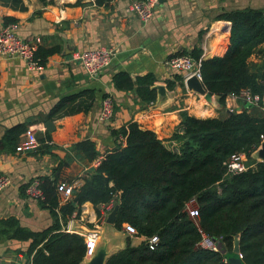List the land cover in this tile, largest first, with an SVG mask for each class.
I'll return each instance as SVG.
<instances>
[{"label":"crops","instance_id":"1","mask_svg":"<svg viewBox=\"0 0 264 264\" xmlns=\"http://www.w3.org/2000/svg\"><path fill=\"white\" fill-rule=\"evenodd\" d=\"M23 8L16 9L0 3V27L11 24L23 40L36 48L57 46L58 51L46 58L39 69L29 70L19 58H0V139L6 129L22 123L30 128L39 145L36 149L17 153L16 144L0 149V174L9 179L0 191V220L13 218L18 227L40 231L52 223L47 209L37 200L25 195L30 179L57 174V182H80L86 170L94 168L104 153L123 144L115 139L112 129L135 121L141 128L151 130L167 148H177L170 139L179 122V112L196 118L224 117L226 113L249 107L237 97L227 94L223 104L216 96L208 98L188 90L185 85L166 87V97L142 103L133 91H118L111 82L115 73L131 77L150 73L155 84L165 86L172 80L165 61L174 53L200 50L199 59L221 56L229 46V23L217 17L225 12L252 9L264 15V0H157L153 14L140 21L130 9L134 0H109L95 4L93 0H20ZM110 47L114 54L109 64L95 79L88 78L73 57L81 50ZM264 58V44L255 46L247 58L255 72ZM264 93V92H263ZM104 95L113 99L112 116L98 120L100 100ZM75 96L76 111L60 117L47 118L50 109L62 98ZM258 113H261L257 110ZM51 123L52 129L45 126ZM88 140L96 155L91 161L73 147ZM245 156V165L260 161L252 154ZM253 159V161H252ZM255 159V160H254ZM58 166V167H57ZM63 201L59 199V204ZM105 207V206H104ZM102 213V206L99 207ZM103 219L96 222L92 205L84 202L78 215L74 213L61 225L80 236L95 230L98 239L91 253H84L82 264L94 250L104 246L105 260L127 245L136 247L143 236L128 234L112 227ZM103 232V233H102ZM0 233V264H26L31 255L26 250L29 240L9 238ZM83 237V236H82ZM84 248L85 239L83 238Z\"/></svg>","mask_w":264,"mask_h":264},{"label":"trees","instance_id":"2","mask_svg":"<svg viewBox=\"0 0 264 264\" xmlns=\"http://www.w3.org/2000/svg\"><path fill=\"white\" fill-rule=\"evenodd\" d=\"M108 1L93 0L98 5ZM0 3L23 8L20 0ZM217 18L229 23V46L221 56L199 59L198 48L171 56L187 54L199 59L202 86L221 105L227 94H238L241 89L263 95L264 58L255 72L250 71L246 60L255 46L264 44V15L244 9ZM57 51V46L38 47L34 58L42 65ZM172 78L165 81L167 89H172L175 81L183 86L180 74ZM111 82L118 91H133L142 103L156 98L150 73L131 77L118 72ZM73 98L60 99L46 117L76 111L70 106ZM247 107L250 111L244 108L212 118H196L180 111L170 136L177 145L174 149L167 148L151 130L135 121L112 129L111 135L122 137L123 144L115 143L94 168L83 172L78 187L61 204L55 169L51 176L36 177L42 192L37 202L52 217L50 225L30 231L18 227L9 217L0 220V233L10 230L9 238L30 241L26 253L31 258L26 264H82L83 237L61 230V225L72 213L78 215L84 202L92 205L99 222L104 216L99 207L112 203V207L117 205L112 227L120 230L128 224L145 241L136 247L127 245L110 255L105 264H229L219 250L195 245L199 230L212 238L220 237L226 252L232 250L236 238L243 264H264V161L246 165L245 170L235 174L227 173L224 166L232 153L241 152L250 159L251 152L264 141V97L259 106ZM26 129L22 123L6 129L0 149L14 146ZM73 147L89 161L96 155L91 141H80ZM190 199L197 208L195 218L183 208ZM151 236H156V241L149 247L147 239Z\"/></svg>","mask_w":264,"mask_h":264},{"label":"built area","instance_id":"3","mask_svg":"<svg viewBox=\"0 0 264 264\" xmlns=\"http://www.w3.org/2000/svg\"><path fill=\"white\" fill-rule=\"evenodd\" d=\"M157 0H134L130 3V9L135 13L136 17L146 22L150 19L156 6ZM36 47L30 42L20 38L14 31L11 24H5L0 27V58H19L24 61L29 70L39 69L40 65L34 58V51ZM114 54L113 49L110 47H97L93 49L81 50L73 59L77 60L88 78L95 79L100 71L109 64L110 59ZM166 67L173 73L181 75L182 83L194 75L200 80L199 75V59H192L187 54L174 55L165 61ZM264 86V81L262 82ZM230 96L240 98L245 104L250 106H259L260 101L264 97L258 93H253L249 89H241L238 94H229ZM113 113V99L109 95H105L100 100L98 120L104 122L112 116ZM39 143L35 138L32 130L27 128L24 131L23 138L15 145L14 151L23 153L34 150L38 147ZM257 148V147H256ZM225 170L227 173L235 174L245 170V155L241 152L232 153L224 162ZM9 183L6 175L0 174V191ZM79 181L75 180L70 183L59 182L56 186V192L61 201L67 199L72 191L78 187ZM24 193L32 199H41L42 192L39 188V179L34 177L27 183ZM105 206V207H104ZM112 203L102 205V210L110 211ZM184 210L189 217H197V208L194 205V200L190 199L184 203ZM101 211V210H100ZM102 212V211H101ZM106 214L103 213V215ZM65 231L69 230L68 227H63ZM123 230L132 235H137L135 229L128 225L123 224ZM73 231V230H72ZM70 231V232H72ZM200 232V238L196 242V246L212 251L217 250L220 243V237L212 238L207 234ZM85 239V252L91 253L95 247V241L98 239V233L95 230L88 231L82 235ZM156 241V236H151L147 239V244L151 247ZM239 258H240V254Z\"/></svg>","mask_w":264,"mask_h":264},{"label":"water","instance_id":"4","mask_svg":"<svg viewBox=\"0 0 264 264\" xmlns=\"http://www.w3.org/2000/svg\"><path fill=\"white\" fill-rule=\"evenodd\" d=\"M185 87L193 92H196L200 95H204L207 98L210 96L202 86L200 80H198L194 75L188 77L184 82ZM152 88L156 91V98L162 100L166 97V88L162 84H155L152 85ZM156 100V99H155ZM45 126L47 129L51 130L52 126L49 121L45 122ZM252 156L258 158L260 161H264V141H262L259 146L257 147L256 151L252 154ZM117 205L115 204L111 210L106 214L105 222L108 224H113L115 211ZM217 250L221 253H224V257L226 262L229 264H243L241 259L239 258V251H238V243L237 239H233V247L230 252H226L222 245L219 243L217 246ZM106 256V251L104 246H99L96 250L93 251L91 257L86 260L84 264H103L104 257Z\"/></svg>","mask_w":264,"mask_h":264},{"label":"bare ground","instance_id":"5","mask_svg":"<svg viewBox=\"0 0 264 264\" xmlns=\"http://www.w3.org/2000/svg\"><path fill=\"white\" fill-rule=\"evenodd\" d=\"M103 233V232H102Z\"/></svg>","mask_w":264,"mask_h":264}]
</instances>
